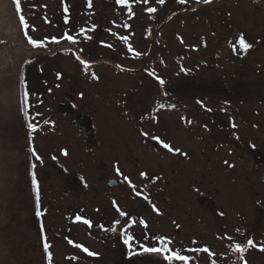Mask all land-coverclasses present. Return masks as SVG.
Listing matches in <instances>:
<instances>
[{"label":"rangeland","instance_id":"374dc122","mask_svg":"<svg viewBox=\"0 0 264 264\" xmlns=\"http://www.w3.org/2000/svg\"><path fill=\"white\" fill-rule=\"evenodd\" d=\"M149 7L156 11L149 13ZM20 15L27 27L20 23ZM65 34L77 42L66 40ZM241 34L251 45L246 51L238 43ZM53 37L59 43L53 42ZM122 37L128 38L127 43ZM29 38L40 46H33ZM0 46V243H4L0 244V256L11 262L19 258L16 248L11 252L7 249L9 241H2L4 237L23 235L28 243H34L36 230L28 220L34 218L33 173L39 201L48 207L44 216H64L65 203L77 205L80 219L76 233L81 247H77L73 261L78 264H118L121 249L129 254L147 239L151 202L154 206L156 199L158 205L167 200L162 194L155 199L148 175L140 176L141 171L150 173L155 164L163 179L159 188H165L169 180L179 202L189 199L188 195H175L176 188L186 186L181 175H196L202 163L205 190L212 192V199L236 206L249 201V195L264 201V188H235L242 183L239 178L244 164L240 157L229 155L231 148L225 142L216 143L215 148L206 133L204 160L187 161L181 153L186 151L190 159L200 154V142L193 135L197 129L174 123L151 125L148 121L138 128V123H127L120 110V106L126 110L130 104L123 99L137 95L133 91L139 78L141 105L163 104L169 109L178 104L193 106L203 92L207 108L233 104L245 114L251 106L261 108L264 0H212L209 4L128 0L127 5L116 0H21L20 12L13 0H0ZM234 84L247 93L229 102ZM24 85L32 96L25 93ZM177 94L183 95L181 103ZM258 118L262 120V116ZM172 120L178 122L179 118L174 114ZM154 130L167 136L168 144L180 152L168 150L164 154L160 146L151 145L145 137ZM211 130L210 137L216 141L215 130ZM262 136L263 132L255 130V146H260ZM237 152L242 154L241 149ZM223 160L233 161L237 173L227 167L219 172ZM122 170L135 189L107 184L108 180L121 179ZM65 188L77 190L70 194ZM11 201L17 206L14 215L8 211ZM217 206L223 207L218 209L225 217L239 212L241 221L252 223L251 209ZM117 207L126 215L121 217ZM173 211L175 217L195 215L185 207L175 206ZM256 211L263 216L261 210ZM53 220L48 218L44 224L60 233ZM84 220H89L91 227ZM218 222L227 224L225 220ZM230 223L233 226V221ZM259 223L262 225V220ZM129 235L133 237L131 250L124 243ZM19 238L15 243L22 246L24 241ZM84 248L95 255H88ZM56 251L60 263L61 250ZM29 255H34L33 251Z\"/></svg>","mask_w":264,"mask_h":264},{"label":"flooded vegetation","instance_id":"af4514ba","mask_svg":"<svg viewBox=\"0 0 264 264\" xmlns=\"http://www.w3.org/2000/svg\"><path fill=\"white\" fill-rule=\"evenodd\" d=\"M140 75L142 76V74ZM140 83L141 78L138 79L137 89L133 91V94L137 95L133 96L130 94L127 98L122 100L125 103L126 100H129L130 104H126L128 109L125 110L123 106H120V110L124 114L127 123L133 125H137L138 123V128L142 123L148 121L151 125H166L168 123H174L177 126L183 125L190 129H197V131L193 133L200 142L198 151L200 154H196L197 159L188 158V153L186 151L180 155H185L186 158L184 159L187 161L197 160L199 163L204 160L203 157L206 155L203 150L206 144L204 143V136L207 133V137L209 136L210 140L215 143V148H217L218 142H225V144L229 145L231 148L229 155H235L242 159L244 169L241 171L239 178L242 183L237 187L235 186V188H264V103H261L263 104L261 105L262 107L260 106L261 108H254V106H251V110L245 111L248 114L240 111L238 107L233 106V104L218 105V107H221L220 109L217 106H215L214 109H211L205 106L206 100L208 99L202 92L199 101L197 100L198 104L193 106L188 104L187 106H178V104L169 109L165 106L160 107L158 104L141 105L138 99ZM239 90L240 89L237 88V85L229 90V102L238 101V97L241 96L242 93H247V90ZM239 92L241 94H238ZM170 97L173 96L169 94V98ZM182 97L183 95H176V99L180 103L183 101L181 99ZM154 101H156V99H154ZM67 109L72 110V107L68 106ZM208 109H211V111ZM174 114L178 116V122L172 120ZM259 116H262L261 121L258 118ZM189 120L192 121L191 124L187 123ZM212 128L216 133H213L216 141L210 137ZM255 130L263 132L260 146H255L253 143ZM151 134L152 135L150 136H146L145 139L150 141L151 145L156 146L155 148L160 146L163 153L167 154L168 149L163 146V143H168L166 139L167 136L159 134L156 130L151 132ZM219 137L224 141H220L218 139ZM212 141H210V143ZM155 148L153 147L154 151H156ZM239 149L242 150V154L237 152ZM167 156L171 157V153ZM202 167L203 163L197 171V174L192 175V177L187 173L181 175L183 184H186V186L184 185L181 186V188H176L175 195H188L189 199L185 202H179L176 200V196H174L171 188H169V180H166V184H164L165 188H159L162 184L161 180L163 179L162 176L158 174L159 169L157 164L149 169L150 173L146 174V177L148 175L150 179L149 188H151L152 193H154L153 197L156 199L158 195L162 194L167 200L163 202L162 205H158L157 199L155 200L154 206H152L151 202L150 207L152 208L150 209V212L152 217L150 228L148 229L149 234L147 239L142 241L140 245L159 247L160 244L158 238L166 237L172 241V243L169 244V248L172 251H179L182 255L190 257L187 264H244V260L247 261V264H264V252L259 250V247L264 245V201L260 202L254 199L253 195H249L251 199L247 202H243L242 204L244 206L238 204V206H241L238 207L236 206L237 204L230 201L222 202L212 199V192L209 191L210 193H207L205 190ZM226 167L236 171V165L233 161L223 160L219 172ZM186 171L190 173L192 172V169L186 168ZM119 174H122V178L116 181L111 187L121 186L122 188L127 189L130 184L124 179V177L126 176L130 180V176L124 170L119 171ZM109 181L110 180H108V182ZM142 187L147 188L145 185ZM218 188H222V184L220 187L218 186ZM65 189H68L70 194L77 190V188ZM36 195L37 191L36 188H34V200L32 201L34 218H28V220L31 219L33 221L31 224L36 230L32 235V239L34 240L35 238L34 243H28L27 240L23 238V235H20V238L18 235L19 240L21 239L24 241V244L22 246L19 243L16 244L15 240L18 238H14L15 236L10 233V235L14 237H11V239L4 237L1 240H8L9 242L5 246H7V249L10 252L12 249L16 248L19 258L15 260L16 262H11L10 258L6 259V256H0V264H78V262L76 263L73 261L77 256L76 252L78 250L76 247V245H78L76 233L77 211H75L77 205H75L73 201L65 203V208L67 210L64 212V216L62 215L55 218L44 216L47 215V210L45 208L48 207H42L43 203L39 201V211L41 212L42 210L43 212L41 215L37 216ZM9 204L11 205L8 207V211L14 215V211L17 209L16 202L11 201ZM217 204H224L229 209H251L254 212L252 223L247 224L244 222L245 219L241 221L239 212H237V216L225 217L224 213L218 209L223 207L217 206ZM175 206L176 209L180 207L188 208V210L191 209L192 211H195V215L175 217L173 211ZM255 209L261 210L263 216H259ZM48 218H53L57 221L55 227L57 230L61 231L60 233H54L52 228L44 224V221L47 222ZM12 219L15 220L16 217L13 216ZM218 220H225L227 224L219 223ZM261 220L262 225L259 223ZM230 221H233V226H230ZM227 229L232 230L233 232L231 233ZM0 236L3 235L0 234ZM247 239H252L257 247L249 248L243 254L234 251L235 244H246ZM69 241H71V243H69ZM0 244L4 245L2 242ZM45 244L48 245L47 250H45ZM57 248L61 250L62 254L60 263L56 258ZM205 248L209 251H202ZM32 251L34 255H29ZM124 251L125 250L121 249V254L118 257V264H130V262H133V264H168V261L163 258L164 254L143 253L141 248L132 249V255L124 253ZM1 253H4V250H2ZM241 256H243V260L241 259ZM172 264H183V262L172 261Z\"/></svg>","mask_w":264,"mask_h":264},{"label":"snow or ice","instance_id":"6c2138e0","mask_svg":"<svg viewBox=\"0 0 264 264\" xmlns=\"http://www.w3.org/2000/svg\"><path fill=\"white\" fill-rule=\"evenodd\" d=\"M13 2L15 4L16 11L17 12H20L21 11V0H13ZM116 2L118 4H121V5H127L128 0H116ZM137 2H143L144 4H147L149 2V0H137ZM177 2L179 4H185V3H187V0H177ZM196 2L197 3H201L202 2L204 4H209V3L212 2V0H196ZM157 3L164 4L165 3V0H157ZM147 11L149 13H154L156 11V8L149 7V8H147ZM19 20H20V23L21 24H25V27H27L26 22L24 20V17L22 15L19 16ZM64 38L66 40L70 41L71 43H76L77 42L76 39L73 36H71V35L65 34V37ZM52 39H53V42L59 43V41L56 40L55 37H53ZM89 39H90V37H89ZM121 39H123L125 41V43H127V40H128L127 37H122ZM29 43H31L33 46H36V47H39L40 46V42H38L36 40H33L31 38H29ZM238 43H239V46L242 49H244L245 51L248 50L249 48H251V45L249 43H246L245 42V38L243 37L242 34L239 36ZM129 50H131V45H129ZM139 55H140L139 52H136L135 53V56L138 57ZM77 59L80 60V57L77 56ZM80 62L82 64H84L85 67H88V64L85 61L80 60ZM159 82H160L161 85H163V83H164L163 80H160ZM160 107H164V105H160ZM172 107H175V105H172ZM208 110L211 111V109H208ZM187 123L191 124L192 121L189 120V121H187ZM29 127H34V126L33 125H29ZM163 146H164V148H167L169 151L180 152V149H173L168 143H163ZM37 159H39V157H37ZM140 175L142 177H145L146 178V173H143L142 172ZM124 179L126 181H128L129 184L131 185V181L129 180L128 177L125 176ZM32 184H33L34 188H36V191H37V195H36L37 212H36V214H37V216H39V215H41V213L39 211V190H38V184H37V180H36V177H35V174L34 173L32 175ZM131 187H133V189H135V185H131ZM137 195H140V193L137 192ZM144 199L147 200L148 197L145 196ZM117 211L119 212V215L121 217H123V216L126 215V213L124 211H121L118 207H117ZM76 219L79 220L80 217H77ZM83 222L86 225H88L89 227H91V222L89 220H84ZM115 223L116 224H120V221L117 220V221H115ZM112 231H116V229L113 228ZM132 240H133V237L130 236V235L127 236V238L124 240V243L129 246V249L130 250H131V247H132V245L130 244V241H132ZM158 240H159V244H160L159 247H147V246H144V245H140V248H141L142 252L143 253L164 254L163 255V258H164V260L168 261V264H172V261H181V262H183V264H187V262L189 261L190 257L189 256H186V255H182L179 251H172L169 248V244L172 243V241L170 239H168L166 237H159ZM69 243H71V241H69ZM76 247H81V246L80 245H76ZM256 247H257V245H256V243L252 239H247L246 244H243V245L240 244V243L235 244L234 245V251L243 254L249 248H256ZM47 248H48V245L45 244V250H47ZM259 250L261 252H264V245H261L259 247ZM83 251L86 252V253H88V255H95V253L90 252L87 248H84ZM202 251L208 252L209 250L207 248H205ZM130 254H132V253L130 252ZM241 259L242 260L244 259L243 256H241ZM244 264H247V261L246 260H244Z\"/></svg>","mask_w":264,"mask_h":264},{"label":"trees","instance_id":"16d2710c","mask_svg":"<svg viewBox=\"0 0 264 264\" xmlns=\"http://www.w3.org/2000/svg\"><path fill=\"white\" fill-rule=\"evenodd\" d=\"M2 49V48H1ZM0 49V50H1ZM53 55H55V54H53ZM26 85V84H25ZM25 85H24V87H23V89H24V91H25V93L28 95V96H32L31 94H30V92H27V89H26V87H25ZM26 95V96H27ZM29 101V100H28ZM27 110H29V105H28V107H27ZM28 112V111H27Z\"/></svg>","mask_w":264,"mask_h":264},{"label":"water","instance_id":"95a60500","mask_svg":"<svg viewBox=\"0 0 264 264\" xmlns=\"http://www.w3.org/2000/svg\"><path fill=\"white\" fill-rule=\"evenodd\" d=\"M115 183H116L115 181L110 180V181L108 182V185H109V186H112V185H114Z\"/></svg>","mask_w":264,"mask_h":264}]
</instances>
